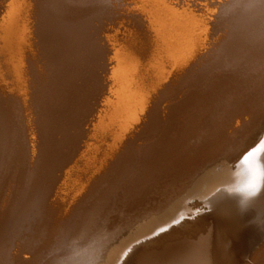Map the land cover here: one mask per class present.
<instances>
[{"label":"bare ground","instance_id":"bare-ground-1","mask_svg":"<svg viewBox=\"0 0 264 264\" xmlns=\"http://www.w3.org/2000/svg\"><path fill=\"white\" fill-rule=\"evenodd\" d=\"M262 142L264 0H0V264H264Z\"/></svg>","mask_w":264,"mask_h":264},{"label":"snow or ice","instance_id":"snow-or-ice-1","mask_svg":"<svg viewBox=\"0 0 264 264\" xmlns=\"http://www.w3.org/2000/svg\"><path fill=\"white\" fill-rule=\"evenodd\" d=\"M261 155H264V142H262L258 148H253L249 152L245 153L241 159V164L243 165L244 170L249 173L250 177L255 175L264 176V164L260 161ZM244 188L249 190V195L255 193L257 190L251 179L246 183Z\"/></svg>","mask_w":264,"mask_h":264},{"label":"rangeland","instance_id":"rangeland-1","mask_svg":"<svg viewBox=\"0 0 264 264\" xmlns=\"http://www.w3.org/2000/svg\"><path fill=\"white\" fill-rule=\"evenodd\" d=\"M162 214V211H157V213L156 214H153L152 216H160ZM152 216H148V215H142V216H140L141 218H136L135 220H133L126 228H124V230H123V233H125V232H130L131 230H133L134 228H136L139 224H141V223H143V222H145V221H147L148 219H150ZM250 223V222H249ZM249 223H247V224H249ZM257 233H260V230H257ZM122 235V234H121ZM120 237V234L119 235H117L115 238H114V241H115V239L117 240L118 238ZM125 237V236H124ZM255 247H256V245H254L253 247H252V251L255 249ZM105 249H103V250H106V246L104 247ZM251 251V252H252Z\"/></svg>","mask_w":264,"mask_h":264},{"label":"clouds","instance_id":"clouds-1","mask_svg":"<svg viewBox=\"0 0 264 264\" xmlns=\"http://www.w3.org/2000/svg\"><path fill=\"white\" fill-rule=\"evenodd\" d=\"M259 186H257V190L255 193H252L251 195H249V193H245L246 196H255L257 194V192L259 191Z\"/></svg>","mask_w":264,"mask_h":264}]
</instances>
